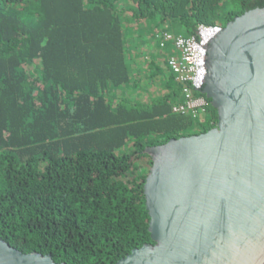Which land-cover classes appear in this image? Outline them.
<instances>
[{
  "label": "trees",
  "instance_id": "obj_1",
  "mask_svg": "<svg viewBox=\"0 0 264 264\" xmlns=\"http://www.w3.org/2000/svg\"><path fill=\"white\" fill-rule=\"evenodd\" d=\"M262 6L0 0V236L68 264H117L154 243L146 147L218 122L210 103L204 121L173 110L182 82L163 33L191 35Z\"/></svg>",
  "mask_w": 264,
  "mask_h": 264
},
{
  "label": "water",
  "instance_id": "obj_2",
  "mask_svg": "<svg viewBox=\"0 0 264 264\" xmlns=\"http://www.w3.org/2000/svg\"><path fill=\"white\" fill-rule=\"evenodd\" d=\"M204 93L217 125L146 147L154 243L117 264H264V6L208 45ZM0 264H68L0 236Z\"/></svg>",
  "mask_w": 264,
  "mask_h": 264
},
{
  "label": "built area",
  "instance_id": "obj_3",
  "mask_svg": "<svg viewBox=\"0 0 264 264\" xmlns=\"http://www.w3.org/2000/svg\"><path fill=\"white\" fill-rule=\"evenodd\" d=\"M222 25L199 24L191 35L166 31L161 45L172 42L176 50L170 53L168 65L176 79L182 82V100L173 105L177 112H188L205 120L210 99L204 93L207 69L208 45L220 32ZM211 104V103H210Z\"/></svg>",
  "mask_w": 264,
  "mask_h": 264
},
{
  "label": "rangeland",
  "instance_id": "obj_4",
  "mask_svg": "<svg viewBox=\"0 0 264 264\" xmlns=\"http://www.w3.org/2000/svg\"><path fill=\"white\" fill-rule=\"evenodd\" d=\"M198 121H200L199 119H197Z\"/></svg>",
  "mask_w": 264,
  "mask_h": 264
},
{
  "label": "bare ground",
  "instance_id": "obj_5",
  "mask_svg": "<svg viewBox=\"0 0 264 264\" xmlns=\"http://www.w3.org/2000/svg\"><path fill=\"white\" fill-rule=\"evenodd\" d=\"M214 25H216V24H214Z\"/></svg>",
  "mask_w": 264,
  "mask_h": 264
}]
</instances>
